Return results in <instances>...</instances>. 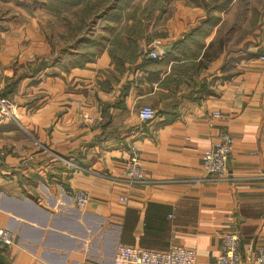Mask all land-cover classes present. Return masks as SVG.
<instances>
[{
	"label": "crops",
	"instance_id": "0c3cea01",
	"mask_svg": "<svg viewBox=\"0 0 264 264\" xmlns=\"http://www.w3.org/2000/svg\"><path fill=\"white\" fill-rule=\"evenodd\" d=\"M37 9L16 28L0 18V96L14 105L0 120V228L14 234L0 264H112L119 243L179 245L212 264L228 232L242 255L264 249V64L251 54L264 48V35L252 39L264 0L213 12L171 0L138 26L109 22L75 55L37 32ZM43 10L50 26L59 20ZM142 106L151 120L138 118ZM223 133L226 172L205 174L204 149ZM130 145L143 182L123 174ZM74 190L90 197L82 209Z\"/></svg>",
	"mask_w": 264,
	"mask_h": 264
},
{
	"label": "built area",
	"instance_id": "2783aa9c",
	"mask_svg": "<svg viewBox=\"0 0 264 264\" xmlns=\"http://www.w3.org/2000/svg\"><path fill=\"white\" fill-rule=\"evenodd\" d=\"M150 56L158 58L156 51ZM264 64V48L257 56ZM141 121H149L155 115L150 106H142L137 111ZM212 116H219L215 111ZM14 117L12 102L0 96V120ZM232 138L229 134H221L218 139L204 149L201 166L205 174L221 176L226 172V164L231 155ZM2 152H0V158ZM124 176L130 181H145V170L139 151L133 145L127 149V157L123 168ZM89 195L82 190H74L70 194L73 207L82 209L89 202ZM122 200L123 197H120ZM14 242V234L6 228H0V246H9ZM222 249L212 264H264V249L258 248L248 255H242L239 249L240 239L236 232H228L222 236ZM195 252L179 245H172L165 250L140 249L119 243L112 257V264H195Z\"/></svg>",
	"mask_w": 264,
	"mask_h": 264
},
{
	"label": "trees",
	"instance_id": "16d2710c",
	"mask_svg": "<svg viewBox=\"0 0 264 264\" xmlns=\"http://www.w3.org/2000/svg\"><path fill=\"white\" fill-rule=\"evenodd\" d=\"M136 1L138 3L144 1V5L142 7L138 5L131 6ZM169 1L171 0H44L40 6L42 9L51 12L65 26V31L60 37L64 44L58 49L57 54L75 55L71 53V50L78 48V50L86 52L87 45L92 43L93 33L98 29L107 30L109 22H120L124 19L125 21L130 20L138 26L141 19H149L156 8L161 7V5ZM186 1L192 4H201L209 12H213L226 7L230 0ZM239 1L246 3L248 0ZM27 6L24 7L27 12H32L35 8L37 9V7L29 8L30 6ZM131 31H133V28H131ZM176 44L180 45L182 41L180 40ZM262 51L258 50L251 54L258 56ZM84 54L81 52L79 56ZM58 57L59 55L55 59ZM51 60H54V56L47 60H37L36 65L39 68H44L51 63ZM22 77L24 75L20 74L16 81Z\"/></svg>",
	"mask_w": 264,
	"mask_h": 264
},
{
	"label": "rangeland",
	"instance_id": "374dc122",
	"mask_svg": "<svg viewBox=\"0 0 264 264\" xmlns=\"http://www.w3.org/2000/svg\"><path fill=\"white\" fill-rule=\"evenodd\" d=\"M44 0H6L4 2H0V18L3 20H8L11 17H15V28L18 21H23V19H26L29 16H34L30 11H25V8L27 5H29V8L34 7H41L40 5L43 3ZM28 7V6H27ZM42 8V7H41ZM37 9L34 12H36V19H38V33L41 35H44L45 33H50L52 31L53 33V45L54 46H60L61 45V35L65 31V26L62 24L59 20H53L54 23L52 26L48 24V20L46 19V16L44 15L43 9ZM52 29V30H51ZM255 30V29H254ZM256 35H252V39L255 41H258L261 36L264 35V28L257 32L256 28ZM245 32L247 33V29H245ZM249 34V33H248ZM246 35V34H245ZM246 38V37H245ZM253 43V42H252ZM252 43H249L248 45H251ZM1 247V246H0ZM3 247V246H2Z\"/></svg>",
	"mask_w": 264,
	"mask_h": 264
},
{
	"label": "water",
	"instance_id": "95a60500",
	"mask_svg": "<svg viewBox=\"0 0 264 264\" xmlns=\"http://www.w3.org/2000/svg\"><path fill=\"white\" fill-rule=\"evenodd\" d=\"M171 47V45H169L166 49H162L163 50V52H166L169 48Z\"/></svg>",
	"mask_w": 264,
	"mask_h": 264
}]
</instances>
